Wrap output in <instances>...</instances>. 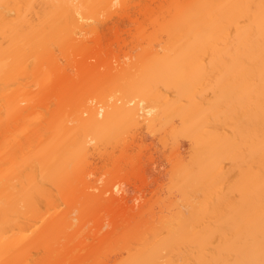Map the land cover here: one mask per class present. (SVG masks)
Segmentation results:
<instances>
[{"label": "bare ground", "instance_id": "1", "mask_svg": "<svg viewBox=\"0 0 264 264\" xmlns=\"http://www.w3.org/2000/svg\"><path fill=\"white\" fill-rule=\"evenodd\" d=\"M115 1L0 0V264H45L60 256L65 243L63 237L58 243L56 231H67L73 222L68 219L72 211L68 216L57 207L60 197L67 205L63 210L77 209L72 201L81 196L85 205L79 211L87 209L88 197L98 200L107 190L113 192L109 201L132 203L137 197L116 179L92 193L94 198L81 194L96 186L83 178L95 174L87 163L91 149L101 144L117 148L131 137L135 142L133 135L145 129L162 131L160 143L170 153L166 173L155 152L143 168L147 192L154 183L164 185L161 194L154 193L163 197L155 200L161 208L154 202L163 209L160 216L150 211L157 215L154 220L140 217L143 208L124 215L127 221L122 218L125 224L117 233L119 223L104 222L114 227L102 225L108 229L102 240L125 241L116 243L122 250L113 244L120 252L113 264H264V0H179L161 26L167 35L164 47L142 50L133 68L127 64L103 74L113 96L92 106L77 103L61 112L57 106L45 115L49 106L43 116L34 113L28 81L41 85L51 78V68L59 69L51 44L82 46L76 36L89 31L98 12L116 10ZM125 1L118 0L117 7H125ZM33 75L38 79L31 82ZM81 178L84 185H78ZM46 237L60 247L47 243L50 252L34 259L32 249Z\"/></svg>", "mask_w": 264, "mask_h": 264}, {"label": "rangeland", "instance_id": "2", "mask_svg": "<svg viewBox=\"0 0 264 264\" xmlns=\"http://www.w3.org/2000/svg\"><path fill=\"white\" fill-rule=\"evenodd\" d=\"M177 1H179V0H126L125 1V3H126L125 7L122 4L124 8H120V7H122V5H120V3H119L120 7L118 5V7H119L118 8L117 7L118 0H116L115 1L116 3L114 2V4H115L114 8L116 7L115 8L116 10L113 9V11L110 13L109 9H108V12H109L108 15L105 14V12L103 13L102 11H101L102 13L100 12L101 14L98 12L97 15L95 14V19L93 18L94 20H96V18H98L97 19L98 21H95V22L92 21L95 24L91 23L92 27L91 26H90L91 28L89 27L90 28L89 31L85 27L87 30H85V32L83 30V33L80 36L79 35L76 36V37H80L83 41L82 46L79 45L80 46L79 50H77V48L79 46L77 48L74 47L76 49L75 50L71 46L69 48V47H67V45H65L67 48L66 49L65 47H62V46L60 47L58 45L55 46V45L51 44L52 51L54 52V53H52V55L54 54V56L56 57L57 65L59 68L58 71L55 70L56 68L54 70L51 68L53 73L50 70V72H51L50 75H48L49 73H47L48 71H46L47 75L51 76V78L49 77L50 78V80H49V78H47V76H46L47 80L44 78L46 82H41L40 83L41 85H37L38 81L35 80V76H36V79H38L37 78L38 74L35 76L33 75L34 79L29 78L31 82L35 80V82L32 83V84L36 83L35 85H31L29 81H28V83L30 85L27 82H25L26 84H28L29 91L33 95V96H31V98H34V99H32L33 101L30 100V102H32V103L34 102V104L31 103L32 107H34L32 109H34V111H35V109H37L34 113H37V112L41 113V111L44 112V110H46L47 107H49V106L50 107L48 108V110L51 109L52 111L50 110L49 112L48 111L44 112L45 115H46V113L48 115V113L51 114V112H54L55 110L53 111V109H55L57 106H58L57 109L61 108V110L60 109L58 110L60 112L63 111V108H65L64 110H66V108H67V110H69L72 106H75L77 103L92 106V105H95V103H97L98 100L101 98L109 99L110 96H113L112 92H111L112 89L110 90L111 87L109 88L110 85H107L109 83V81H107L108 80L107 78H105V79L103 78V77H105L104 75H106L108 72H110L111 71L110 69H112V68H113L112 70H114V68H115V71L116 70L118 71L119 69H121V66L124 67L127 64H128L127 67L129 65H131L129 67H132V65H134V64L136 66V62L139 61V57H141L140 55H142L146 49L148 50V48H150V47L152 49L155 47L154 49H156V48H158V46H160V47L165 46V44H166L165 42L167 41V35H165L164 31H162L163 28H161V26H162V23L164 25V23L166 21L165 16H167V19H168L169 15L171 16V14H168V13H170L169 10H171V9L173 10V5ZM96 22H97V24H96ZM93 25L96 26L95 29H93L95 27ZM55 43H57V42H55ZM81 43L82 42H80V44ZM51 47H49V48H51ZM71 48H73V49H71ZM142 50H144V51L142 52ZM39 63L37 65L40 66ZM53 64H56V62H54ZM45 65H47V64L45 63ZM47 66L49 67V65H47ZM37 67L38 66H36V68H34L35 73L37 72L36 70L40 68V67H38V68ZM41 67H42L41 69L44 70L45 69L44 67H46V66L43 67V64H42ZM55 67H57V66L55 65ZM49 69H50V67L48 68V70ZM108 70H110V71H108ZM115 71H113V73ZM44 79H42V80H44ZM58 79H62L63 84L60 83V85H57L56 82ZM26 80L27 79L25 78L24 81H26ZM62 80H61V82H62ZM47 82H48L47 85H43ZM14 86H16V85H14ZM10 87H11V85H10ZM24 87L27 88L25 85L23 86V88ZM12 88L13 87H11V90H12ZM18 90H20V87ZM26 94H24V97ZM19 96H20L19 100L21 101L22 95H19ZM60 97L63 99H59ZM22 99H23L22 101L25 100L24 98H22ZM59 100H61V101H59ZM58 101L61 103H59ZM27 102H29V101H27ZM27 102H26V100L24 101V103H27ZM57 103H59V104L57 105ZM21 104H23V102H21ZM28 104L30 105V103H27L25 106H27ZM45 104H46V106H45ZM31 105H30V107H31ZM22 107L24 108V105ZM22 107H21V109H22ZM27 107H29V106H27ZM30 109L31 108H29L27 111L30 112ZM25 111H23V112H25ZM58 111H56V112H58ZM42 113L40 114V116L41 115L43 116ZM24 114H25V116H27L26 113H23V115ZM29 114H31V113H28V115ZM31 115L34 116L33 114H31ZM161 132H156V131L150 132L149 130L145 129L141 132L137 131V134H138L137 137L135 134L133 135V137L136 138L135 142H133L134 139H132V137H131V138H129V143H125V144L121 143V145H122V146L120 145L121 147L116 145V146H118L116 148L115 146H112L109 144H107V145L101 144V145H98L100 148L98 146L96 147V148H99V150H95L96 148H94V150L92 151V149H91L90 156H89V159L87 162L88 167H89V164H90V167L89 168L87 167V168L91 169L93 172H95V174L88 176V177H84L85 179L82 176L81 177L83 178V180L87 179L90 181L89 182L86 180L87 182L92 183L93 185H96V186H94L92 188H89V187L86 188L85 186H84L85 188H83V186H82L81 188H83V190L84 189H87V190H84V191L82 190L83 192H81V194H83V193L86 194L89 192V195H91L92 193L97 195V193H99V191L102 187H103L102 189H104L105 185H106V187L108 185L110 186V183H111L110 181H112L113 179H116V180H120V182H123L122 186H124V187L126 186V187L130 188L131 191L129 192V194L130 193L132 194V195L130 194V196L131 197L135 196L134 198L137 197L136 198L137 200L135 199V200H133V202L131 201L133 204L130 202H128V203L126 202V204H125V202L123 203L122 200L121 201L117 200L116 202H114L115 201V200L113 201L114 198L112 199L113 202L111 201V199L109 201V198L113 192L110 191L111 193H109L108 192L109 190L106 189L107 191H104V194H103V192H102V195L100 194L101 197L99 195H97L99 201L96 199H93V201H94L93 202L92 200H90L92 197L89 198L88 196H86L90 200L91 204L93 206H95L94 209H92L93 206L90 204V202L88 203L89 200L87 201V199H84V201L86 200L88 203L87 204L85 202L86 206H84V207L89 206V207H87V209L89 211L86 208L84 210H82V208H81V211H79L80 209L78 207H79V205H82L81 203L83 202L82 201L83 196L80 195L81 198L79 197L81 199V202H80V199L77 197H75L76 198L75 200H73V201L71 200L72 203L74 202V206L76 204L78 205L77 209L75 208V210L73 207H69L70 205L68 206L69 210L68 209L63 210L64 208H66L67 205L65 204V202L62 203V201H61L62 197H60L61 198L59 200L60 202L58 201L59 203L57 204V202H56V204L58 205L57 207H59V209L62 210V213L64 211V213L67 214L68 212L72 211V213L70 212L68 214H70V216L72 215L73 218L71 217L68 219L73 221V222L70 221L71 226H73V227L70 226L69 228H72L70 230L67 227H66V229H67V231H71V233L74 236L72 234L70 236H68V233H65L67 231L64 232L65 227L61 228V230H60V228L57 229V231H56L57 237L58 236L59 237L56 240L58 241V243H60V245L63 244V241L65 244H63V246L60 247L57 245L58 243L56 240H55V243H53L51 241L52 239H50V242H52L53 245L56 244V247L54 245L55 248H57V246H58V248L60 247V248H63L64 250L62 249L63 251H61L59 257L56 254L58 259L56 256H55L56 259H54L52 257L53 259H51V260H53V261L50 262V259H48V261L45 264H79V263L80 264H89L90 261H91L90 264H105V263L113 264V262L116 260L117 256L120 257V252H118L119 254H117L118 250H116L113 247L114 246L113 244L115 243V245H117V247L116 246L115 247L119 250H122L123 246L118 245L116 243H118V241H119L120 244H123V243H125V241H123L121 243V241L124 239L123 237H122L123 238L122 240L120 238L118 241H116V240H114L113 236H112V238H109V240H107V241H105L106 239L102 240V238H104L103 234H105L104 231H106L103 228V226H106L109 229V226H107V224H104V222L108 223V224H109V222L113 223V224H114V222L119 223L120 224L119 228H115L116 229L115 233H117V232H121V230H122V228L120 226L122 225V227H123V225L125 224L123 219L125 220L126 217L124 215H126L127 217L129 215H132V214L136 215L135 212L136 211L139 212V210L141 208H143V212L141 211L142 210L141 209L140 210V217H143L145 219H147L149 217V219L151 220L150 216H153L152 215L153 212H154V214H157V212H158L157 215L160 216V212L158 210H162L163 208L158 209V206L161 208V203H159V205H158V203H156V201H157V197L161 198V199L163 198V197H159L157 194H158V192L160 194L162 193L161 191H162V188L164 185H161V187H162L161 188V187H158V186H160L161 183L158 185H157V183H159V182L154 183V185H151L149 187L151 192L150 191L147 192L146 189L144 188L145 177H144L143 168H144V163L148 161L149 156L151 158L152 154L155 152V154H153V155L155 157H157L158 161L162 162V164H163L161 167H159L160 170H163L162 172L166 173L167 170L169 169V163H170L169 162L170 161V157H169L170 155L169 154L170 153L168 151V148L162 147V144L160 143V139L163 136V133H161ZM135 133H136V131H135ZM140 135H141V137H140ZM138 137H139V139H142L145 137L144 141L139 140ZM130 140L133 143L132 146L135 149L132 146H130L132 144L130 142ZM154 144H155V146H154ZM124 146L127 147L129 150L131 149L130 151L128 149H126L127 151H124V152H128V154H126L124 152L122 153L121 150H122V148H124ZM151 146H153V147L151 148ZM124 155H125V157H124ZM126 155H127V157H126ZM154 156H153V158H154ZM127 158H129V159H127ZM124 163L126 165L127 164L128 165L125 166ZM118 169H120V170H118ZM155 171L157 172V170H155ZM79 176L80 175H78V177ZM82 178H81V180H82ZM98 178L100 180H98ZM151 178H153V179H151ZM83 180L81 182H78V185H79V183L84 185V183H82ZM96 180H98V181H96ZM151 180H154V176L150 177V179H148L147 181H151ZM76 184L77 183H75V185ZM72 187H74V185ZM95 187H97V188H95ZM48 188H50V186ZM52 188H50V189H52ZM77 188L79 189L78 186H77ZM141 188H143L146 192L143 189L141 190ZM159 188H161V189H159ZM102 189H101V191H102ZM61 190L63 192V189H61ZM52 191H53V194L56 192L55 190H52ZM59 191H60V188H59ZM155 191H157V192H155ZM58 192H56V193H58ZM65 193H67V192H65ZM154 193H157V194H155V196H154ZM61 195H63V194H61ZM113 195H117V193L116 194L114 193ZM70 196L71 195H69L68 197H70ZM151 196H153V199ZM58 197L59 196L57 195V198ZM99 197H100V199H99ZM118 197H119V195H118ZM71 198L72 197H70V199ZM93 198H94V195H93ZM102 198H103V201H100ZM150 198H151V200H150ZM148 200H149V202H148ZM56 201H57V199H56ZM77 201H79V204L77 203ZM96 202H97V204H96ZM154 202L158 206L157 205L155 206ZM83 204H84V202H83ZM71 206H73V204ZM152 206H153V208H152ZM57 207H56L57 211L55 210L56 213H58V210H59ZM132 208H133V210H132ZM149 208H150V210H149ZM70 209H73V210H70ZM61 210H60V212H61ZM150 211H153V212H150ZM85 213H87V216H85L86 215ZM51 214L52 213L50 212L49 215H51ZM53 214H54V211H53ZM120 214H121V217H120ZM117 215H119V216L117 217ZM134 215H133V217L136 218V216H134ZM45 216H47V215H45ZM78 216H80V217L78 218ZM138 216H139V214H138ZM156 216L154 215L152 217L153 220H154V218L157 219ZM75 217H76V219L72 220ZM86 217H88V218H86ZM89 217H91L92 220H91V218L89 219ZM123 217H125V218H123ZM140 217H138V219ZM115 218H119V220H115ZM88 220H90V222ZM109 220H111V221H109ZM125 221H127V220H125ZM129 222L131 223V220ZM39 223H37L36 225L38 226ZM80 224H81V226H80ZM112 225H111L110 229L114 227ZM38 227H40V226H38ZM73 228H75L77 230V231H75L76 234L74 232L75 229H73ZM96 228H97V231H94V230H96ZM35 229L37 230L38 228L35 227ZM62 229H63V231H62ZM108 229H107V231H108ZM59 230L62 232H60ZM93 231L95 232L94 234H92ZM59 233H64V234L61 236ZM87 234H89V236H85ZM122 234H121V236H123ZM91 235H92V237H91ZM95 235L97 237H95ZM71 236H73L74 239H72L73 237H71ZM61 237H63L64 239L66 237L67 238L64 240ZM94 237L96 239H94ZM59 238L63 239V241L60 242ZM47 239H49V237H46L43 240L45 242V244L42 241L43 244L38 243V247L37 246L35 247V249L39 248V250H35L34 248L32 249L31 255L34 259H35V257H38V256H40V257L42 256L41 258H44V254L47 255V251L50 248L49 245H47V243H48V242H46ZM66 244H68V246H66ZM68 247H70V248L68 249ZM112 248H114L115 251ZM43 250H45V251H43ZM67 250L70 251L69 253L72 255V257H70V254L68 252L66 253L68 255L65 254V251H67ZM43 252H44V254L42 255ZM48 252H50V251H48ZM93 252L95 254H92ZM97 253H98V256H96ZM121 253L123 255L124 251L123 252L121 251ZM115 254H117V255L115 256ZM52 255L54 256V254H52ZM32 257H31V260H34V259H32ZM112 257H116V258H113L115 260L112 261L111 260ZM77 258L81 261H78ZM37 259H39V258H37ZM45 259L44 260L41 259L42 262H44ZM89 259H91V260H89ZM92 259H95V260L92 261ZM41 260L39 259L38 261L40 262ZM76 260L78 262H76ZM38 261H37V263H38Z\"/></svg>", "mask_w": 264, "mask_h": 264}]
</instances>
